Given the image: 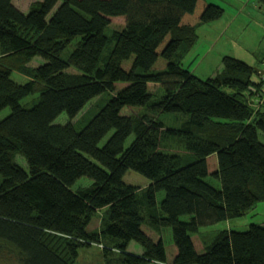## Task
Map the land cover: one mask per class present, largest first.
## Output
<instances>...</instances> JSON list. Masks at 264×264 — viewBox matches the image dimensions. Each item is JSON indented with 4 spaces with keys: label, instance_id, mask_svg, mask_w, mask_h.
Listing matches in <instances>:
<instances>
[{
    "label": "trees",
    "instance_id": "16d2710c",
    "mask_svg": "<svg viewBox=\"0 0 264 264\" xmlns=\"http://www.w3.org/2000/svg\"><path fill=\"white\" fill-rule=\"evenodd\" d=\"M198 1L36 0L25 14L13 0H0V111L11 108L0 121L3 262L76 264L79 248L104 243L105 264H264L262 225L204 236L202 252L191 236L264 201V76L255 78L256 69L234 55H224L208 79L184 67L179 51L188 52L198 28L224 14L208 3L198 22L184 23ZM258 5L264 7V0ZM117 16H124V28L109 38L105 30ZM37 56L45 63L31 65ZM132 57L127 70L123 63ZM159 57L167 61L165 71L155 69ZM71 66L79 72L68 71ZM13 71L29 80L18 83ZM151 83L161 85L160 98H154ZM222 86L229 90L220 92ZM247 92L251 98L245 105ZM36 93L32 107L21 104ZM104 93L110 96L106 103L79 119L87 120L83 128L72 121L54 123L63 112L75 118ZM127 106L144 110L127 115ZM154 120L178 132L181 151H162L165 146L151 130ZM17 153L28 171L16 163ZM213 154L218 161L211 172ZM191 165L196 173L186 175ZM129 169L147 177L148 186L126 184ZM209 176L220 186L208 182ZM81 177L92 184L73 188ZM161 191L165 197L159 201ZM188 192L195 195L194 210L184 221L190 213ZM102 209L100 228L89 230ZM145 222L159 233L172 228L177 253L171 262L163 239L156 242L143 231ZM225 238L231 255L223 250ZM133 240L143 247L140 256L127 253Z\"/></svg>",
    "mask_w": 264,
    "mask_h": 264
},
{
    "label": "rangeland",
    "instance_id": "374dc122",
    "mask_svg": "<svg viewBox=\"0 0 264 264\" xmlns=\"http://www.w3.org/2000/svg\"><path fill=\"white\" fill-rule=\"evenodd\" d=\"M36 0H13L14 4L25 14L29 12L30 5ZM208 3H214L224 9V14L218 21H214L211 23L203 24L198 28V39L195 45L185 51L182 48L179 51V55L181 56V60L185 68L191 71L194 75L198 76L201 79H208L215 75V73L221 68L222 58L224 55H237V58H241L248 64L252 65L256 69L255 78H263L264 74H261L257 69L264 70V7L258 6L259 0H207ZM58 6L55 7L54 11ZM261 7V8H259ZM197 14L194 16H189L186 18V22L188 24L194 25L196 23ZM112 22L105 30L106 35L111 38L113 32L115 30H121L124 28L125 18L124 16H117L111 18ZM79 40L77 38L74 43ZM167 41H164L163 46L166 45ZM114 45V41L108 44L104 51V56H107ZM161 47V48H162ZM74 48L72 44L69 47V51ZM3 56L2 50L0 49V57ZM45 63V59L41 56L35 57L31 61V65L39 66ZM133 63V57L124 61L123 67L125 69H130ZM167 61L159 57L155 64V69L159 71H165L167 68ZM68 71L78 73L79 70L71 66L68 68ZM12 78L18 83H26L29 79L22 73L17 71H13ZM125 83H119L118 87H124ZM150 90L154 96V98H160L162 96L163 90L161 85L159 84H150ZM224 90H229L228 88L222 86L219 91L223 92ZM40 96V93H36L34 95H30L21 100V104L24 107H32L35 101ZM110 96L107 93L96 96L92 98L85 108L73 119L69 117V115L65 112L61 113L55 120V124H67L72 121L76 123V126L81 129L86 124L87 120L79 119L82 116H87L93 109L96 108L97 104L102 106V104L106 103ZM247 98H242V103L245 105L248 103V100L251 98V93L246 94ZM98 108V106H97ZM96 108V109H97ZM144 108H135L127 106L123 109V113L127 115H137L142 112ZM11 112L10 107H6L0 111V121L8 116ZM170 115L165 116V121L171 119ZM151 130L162 142V145L165 148L162 151L166 153H171L172 151H181L182 147H178L177 138L179 139L178 132L171 130L170 127L167 130H164L163 125L156 123V120L151 122ZM170 125V124H169ZM113 132L108 133L100 142L99 146L102 147L106 144L108 139L112 136ZM264 142L263 136L260 137ZM135 139V135L132 134L127 140V146ZM178 142H180L178 140ZM169 149V150H168ZM15 161L18 165H20L25 170H29L28 163L25 157L17 153L15 155ZM94 161V160H93ZM217 156L213 154L210 156V169L211 172L217 169V165L213 167L212 163H217ZM194 170V166H188L185 169L186 175H189ZM123 180L126 184L140 187L141 189L148 186L150 183L149 179L142 174L129 169L125 173ZM212 180L211 176L207 177L208 182H213L215 186H220L218 181H210ZM92 180L88 177L79 178L73 188H78L80 186H88L92 184ZM247 193H249L247 191ZM165 197V192L161 191L158 194V199L161 201ZM251 197H253L251 195ZM189 198V209L190 213L188 215H184L182 220L190 221V214L194 210V202L193 198ZM101 213L100 211L96 213V215L91 220L88 229L92 230L95 226L101 224ZM259 224L264 226V201L255 202V205L252 209L247 211L244 215L229 219L227 222H219L214 225L203 226L200 228L199 232L191 233L193 242L198 248L199 252L203 251L204 246V236L209 238L214 237L221 230L231 229V230H247L250 224ZM142 229L145 233L150 235L153 240L158 242L160 238L163 239L166 250L168 260L172 258L173 252L177 249L173 239V231L170 227L162 228V232L159 233L158 230L148 226L145 222L142 226ZM226 238L224 239V241ZM223 241V242H224ZM224 251H228V245H231L230 239L229 244H224ZM142 245L137 241H131L127 248V253L140 256L143 253ZM0 264H17L13 261L3 262L0 259ZM76 264H105L104 258V250L99 246V243H93L89 246H84L79 248V256ZM159 264V263H152Z\"/></svg>",
    "mask_w": 264,
    "mask_h": 264
},
{
    "label": "crops",
    "instance_id": "0c3cea01",
    "mask_svg": "<svg viewBox=\"0 0 264 264\" xmlns=\"http://www.w3.org/2000/svg\"><path fill=\"white\" fill-rule=\"evenodd\" d=\"M207 0H199L198 1V4H197V7H196V10H195V12L193 13V14H187V15H185V17L183 18V22L184 23H187L188 24V22H186L185 20H186V18L187 17H189V16H194L195 14H197V16H196V18H195V20H196V22H198L199 21V18H200V15H201V13H202V11H203V9L207 6ZM259 6V5H258ZM259 8H261V7H259ZM219 20V19H218ZM217 20V21H218ZM202 26V25H201ZM235 56H237V55H235ZM259 72L261 73V74H264V70H259ZM209 160H210V157L208 158V163H209ZM214 164V165H213ZM212 165H213V167H215L216 165H217V163L216 162H214V163H212ZM194 166V170L192 171V173L191 174H194V173H196V168H195V165H193ZM209 168H210V163H209ZM185 170V169H184ZM190 175V174H189ZM190 195H191V197L193 198V201H194V198H195V195L193 194V193H191V192H188V197H190ZM254 199V198H253ZM188 203H189V198H188ZM194 207V206H193ZM100 211V213H101V215L103 214V212L105 211L104 209H102V210H99ZM98 211V212H99ZM189 211H190V209H189ZM229 220V219H228ZM228 220H225L226 222L228 221ZM100 228V226H99V224L97 225V226H95L92 230H98ZM229 230H231V229H229ZM229 239L230 238H226V240L222 243V245H223V248H224V244L226 243V244H229ZM229 247H228V251H225V253H227L228 255H231V245H228ZM198 249V248H197ZM203 249H204V246H203ZM177 253V249L173 252V254H172V258L170 259V260H168V262H171L172 261V259H173V256L175 255ZM105 258V257H104ZM154 263H156V262H154ZM159 264H161V263H159Z\"/></svg>",
    "mask_w": 264,
    "mask_h": 264
},
{
    "label": "bare ground",
    "instance_id": "6f19581e",
    "mask_svg": "<svg viewBox=\"0 0 264 264\" xmlns=\"http://www.w3.org/2000/svg\"><path fill=\"white\" fill-rule=\"evenodd\" d=\"M99 246H101V248H103V250H105V248H106V245L104 243H99Z\"/></svg>",
    "mask_w": 264,
    "mask_h": 264
}]
</instances>
